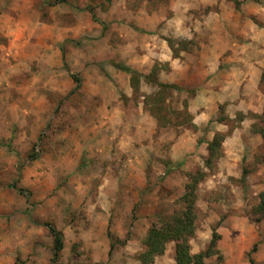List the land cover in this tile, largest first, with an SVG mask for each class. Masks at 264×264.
I'll return each mask as SVG.
<instances>
[{
    "label": "rangeland",
    "instance_id": "1",
    "mask_svg": "<svg viewBox=\"0 0 264 264\" xmlns=\"http://www.w3.org/2000/svg\"><path fill=\"white\" fill-rule=\"evenodd\" d=\"M122 55L144 76L129 98L112 64ZM240 64L256 95L247 113L234 112L226 88ZM154 69L184 89L158 105L147 99L165 127L145 105L157 93L145 79ZM262 129L264 0L239 9L227 0H0V264H51L47 224L63 232L64 250L81 237L55 264H94L84 237L109 231L106 263L139 264L148 230L179 211L197 215L192 254L220 235L222 258L205 264H249L256 243L252 258L264 264V219L253 214L264 190ZM218 132L227 137L208 166L199 141ZM198 173L195 204L185 203ZM174 257L170 243L154 264Z\"/></svg>",
    "mask_w": 264,
    "mask_h": 264
},
{
    "label": "trees",
    "instance_id": "2",
    "mask_svg": "<svg viewBox=\"0 0 264 264\" xmlns=\"http://www.w3.org/2000/svg\"><path fill=\"white\" fill-rule=\"evenodd\" d=\"M234 4L236 9H239L245 0H227ZM185 49H187V42L182 43ZM63 60H64V68L70 73L69 66L65 61V51L62 49ZM113 66L121 72H124L130 75V82L132 89L135 93L139 92L141 78L144 76L141 75L138 71L132 69L129 66L124 65L120 62H113ZM71 77L77 84V90L81 88V79L79 76L70 73ZM153 78V79H152ZM149 83L153 84L157 89V93H155L152 97L145 98V105L148 107L149 113L156 117L158 120L159 127H165L169 125V123L165 122L167 119L165 116L160 114V111L157 112V109H152L149 106L147 101L149 99H153L155 103L158 105L161 100V96L163 94H170L172 91L176 92H184V89L174 84H165L161 83L157 79V69L152 70V72L145 77ZM148 99V100H147ZM188 113V112H187ZM239 122H243L245 120V115H238ZM225 122V119H221L220 123ZM264 138V129L260 130ZM227 135L223 133H216L211 141H205L204 139H200L199 144L206 143L208 150V159L206 164L208 166L212 165L214 159H217L221 156V150L223 147V143L226 139ZM262 161L264 162V155L262 156ZM244 176L246 171L243 172ZM204 173H198L196 175H189L190 183L187 185L186 194L183 195L182 201L185 203L195 204V192L198 185L204 180ZM29 199V195L26 196ZM253 214L259 217L260 219H264V190L259 196V203L253 209ZM196 223H197V215L193 213V211L186 212H174L173 214L164 217L161 220L160 225H153L147 232L145 238L142 241L143 251L138 254L137 261L139 264H154L156 259L163 256L167 250V246L170 243L175 244V264H205V259L218 256L219 259L222 258L220 251L217 249V243L220 239V235L213 231L212 240L210 242L209 247L198 254L191 253L190 242L194 238L196 234ZM47 229L53 240L52 246V258L51 263L55 264L58 262L62 251L64 250V234L59 231L55 226L47 224ZM108 236L110 240H112V236L110 231L108 232ZM259 243H256L252 250L248 253L249 264H257L255 260L252 258V255L257 252ZM115 245L113 241H111L109 258H111ZM17 264V263H16ZM96 264H108V263H96Z\"/></svg>",
    "mask_w": 264,
    "mask_h": 264
},
{
    "label": "crops",
    "instance_id": "3",
    "mask_svg": "<svg viewBox=\"0 0 264 264\" xmlns=\"http://www.w3.org/2000/svg\"><path fill=\"white\" fill-rule=\"evenodd\" d=\"M235 60H239L238 58H236ZM121 61H123L124 65L126 66H131L132 69H137L140 71V69L138 67H136L130 60L128 61L127 58L124 57V55H122L121 57ZM218 69V68H217ZM235 71H237L238 74H233V75H238L237 80H232V78L229 79V82H227L226 88L229 89V87H231L232 89L228 92L230 95V97H228V99H230V101L236 102V104H233L234 107V112H243V113H247L248 111L252 110V106L250 103V99L251 97H255L256 95L251 96L250 91H249V82L245 81V72L246 69L245 66L242 64L238 65L237 67L234 68ZM233 68H230V71L227 72V75H230L232 73ZM111 74V73H110ZM231 75V76H233ZM114 76H116V82L118 84L119 89L129 98L132 97L133 94V89L131 86V82H130V75L121 72L119 70H115ZM115 78V77H114ZM222 77H220L218 79V82L220 84L221 83ZM244 85L243 88H240V85ZM232 91V92H231ZM258 92V94L261 95V91L260 89L255 90ZM247 94V97H244L243 99L241 98V96H244ZM242 99V100H241ZM255 108V107H253ZM233 117V115H231ZM65 233V232H64ZM67 238V235H65ZM85 240V246H84V250H86L87 252H92L93 255V263H101V262H108L110 261L109 258V251H110V246H111V240L108 236H106V233H102L99 235H88V237H84ZM78 239H81V237H79ZM76 238H73V240L68 239V247L65 248L64 251H66L67 249H71L72 245L74 243H76V241L78 240ZM159 260V258L156 259L155 263H157ZM29 264H47V263H29ZM52 264V263H51ZM109 264H115V263H109ZM117 264V263H116ZM121 264V263H119Z\"/></svg>",
    "mask_w": 264,
    "mask_h": 264
}]
</instances>
